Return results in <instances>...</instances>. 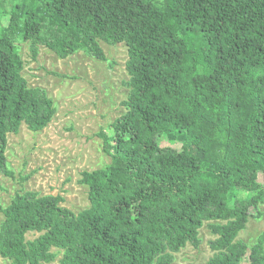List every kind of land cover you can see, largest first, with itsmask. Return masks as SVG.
<instances>
[{
    "label": "trees",
    "instance_id": "16d2710c",
    "mask_svg": "<svg viewBox=\"0 0 264 264\" xmlns=\"http://www.w3.org/2000/svg\"><path fill=\"white\" fill-rule=\"evenodd\" d=\"M18 41L34 59L41 45L102 61L100 41L124 43L130 90L125 113L100 133L110 162L81 173L89 207L16 192L0 203L1 257L173 264L209 222V264H264V234L237 240L264 205V0H0V174L13 179L8 134L23 124L40 132L56 114L22 76Z\"/></svg>",
    "mask_w": 264,
    "mask_h": 264
},
{
    "label": "rangeland",
    "instance_id": "374dc122",
    "mask_svg": "<svg viewBox=\"0 0 264 264\" xmlns=\"http://www.w3.org/2000/svg\"><path fill=\"white\" fill-rule=\"evenodd\" d=\"M10 8V3L6 5ZM24 70L22 76L32 88H41L54 100L56 114L40 132L23 124L7 137L5 155L15 178L0 174V203L8 205L16 192H37L41 196L61 195L62 206L78 213L89 207L88 189L79 180L83 171L106 166L110 157L103 152L101 132L126 111L122 102L129 93L126 69L128 49L124 43L100 41L106 61L79 51L61 59L44 46L34 59L30 42H17ZM163 146L168 142L163 141ZM259 181L264 185V176ZM249 218L238 241L251 246L264 234V205ZM0 213V223L3 221ZM209 223V222H208ZM208 223L200 230V244H188L174 253L173 264H209L215 252ZM29 233L28 239L37 237ZM0 264L10 261L0 256ZM50 264H59L58 260ZM243 264H249L246 260Z\"/></svg>",
    "mask_w": 264,
    "mask_h": 264
}]
</instances>
